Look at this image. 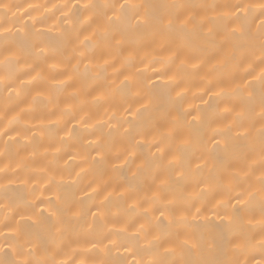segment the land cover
Returning a JSON list of instances; mask_svg holds the SVG:
<instances>
[{
	"label": "bare ground",
	"instance_id": "obj_1",
	"mask_svg": "<svg viewBox=\"0 0 264 264\" xmlns=\"http://www.w3.org/2000/svg\"><path fill=\"white\" fill-rule=\"evenodd\" d=\"M0 2L14 5L7 17L3 10H0V27L11 29V34L0 33V62L9 55L5 51L6 46H13L15 54L20 55V50L15 48L13 41L23 40L27 63L22 60L19 65L13 66V75L14 77L19 75L20 81L27 85L31 77L39 74L38 80L20 89L19 97L13 95L9 98L5 91L0 90V169H7L6 172L0 171V260L9 262L29 258L28 245L25 243L27 239L33 240L32 247L36 249L37 257H55L58 262L64 261L67 264H72L73 260L84 261L85 264H134V260L147 259L146 255L137 251L138 246L144 245L146 241L141 239L137 245L128 239L127 233L120 237L111 236V239L118 241L117 246H112L108 239H103L97 248L92 249L87 240L92 239V236L101 237L108 229L123 228L130 217L143 211L141 207L137 208L135 213L128 212V206L133 200L139 201L141 198L150 197L153 191L157 190L156 185L159 181L154 182L155 176L167 178L170 175L164 168L167 160L153 158L151 154L156 152L152 145L154 140L159 139L157 129H170L171 125L168 122L171 119L176 118L183 126L186 120L201 117L198 122L201 139L184 152L185 164L192 170L191 174L179 184L174 182L172 184L174 191L178 193L199 191V188H193L195 179L217 174L225 165L234 163L239 158L243 150L242 142H237L225 157L223 138L217 137L221 140V146L217 148L211 137L214 130L223 129L233 121L244 103L254 110L247 114V121L255 120L258 128L260 125L256 114L260 111V94L264 86L254 81L253 77L245 75L247 62L240 66L231 61L221 64L222 57L218 53L219 46L226 37L223 26L226 23L229 26L233 25L224 19L216 21L217 46H208L201 53L204 64L198 71H193L190 65L180 67L178 60L173 63L168 61L170 50L181 48L183 42L174 39L165 43L158 35L153 34L151 28L137 32L128 27L127 21L123 22L121 29L126 34L127 42L122 50L111 47L110 39L93 34L96 23L89 25L88 18L95 17L97 22L102 23L106 10L102 7L85 9L84 5L100 6L124 3L125 0H0ZM127 2L133 5L152 6L148 11L157 14L166 11L159 7L166 4L216 5L214 10L197 11L201 16L219 17L223 12L234 11L225 8V5L259 4L261 0H127ZM15 6H19V10ZM139 11L143 14L145 9L141 8ZM12 13L16 15L13 17ZM108 15H111V12H108ZM242 22L252 33H256L260 23L258 10L250 13ZM33 23L35 29L32 28ZM36 30H39L41 35H37ZM86 36L91 38V42L84 48L81 41H84ZM32 45H36V48H32ZM77 46L92 57L91 72L100 73L98 80H93L85 74L84 63L73 70L77 59L72 49ZM38 48H47L49 55L38 57L31 54ZM255 51L258 56V46ZM52 52L56 53L55 57L52 56ZM223 52L225 54L232 52L230 43L224 47ZM105 59L112 61V64L101 69L100 65L104 64ZM29 65L35 67L30 76L24 74ZM3 72L4 67L0 63V74ZM259 72L260 66L256 65L254 75H258ZM69 74L74 77L71 81L68 80ZM125 76L132 78L131 92L121 83ZM20 81L16 82L18 89ZM246 81L252 82L255 89L251 101L245 99L247 91L232 93V89L237 86L244 88ZM61 82H67V86ZM149 82L154 83L156 87L145 88L144 85ZM209 82L212 88L211 95L205 94ZM82 84H87L89 89L97 84H107L108 87L88 94L82 90ZM221 87L230 95L217 97L215 93L220 91ZM74 92L77 93L75 97ZM146 92L152 95V106L137 116L134 113L146 101L139 99L136 94L143 96ZM177 93H182V96L178 97ZM69 105L75 119L61 115L62 110ZM129 105L133 110L131 114L125 110ZM197 106L199 111L195 110ZM226 107L232 108L233 111L231 115L224 117L221 112ZM184 113L191 114L185 116ZM82 116L85 117L84 122H81ZM14 117L16 119H13ZM109 123L112 128H109ZM130 126L129 137H125L124 130ZM67 129H73L71 139L68 138ZM5 131L7 135L2 134ZM236 131L242 129H234L232 135H235ZM61 137H64L63 141ZM5 141L8 143L5 144ZM97 142L104 144L105 151L111 149L108 162L100 161L97 152L93 150ZM136 142L141 145L134 149L137 158L134 162L130 161L127 167H123V160H116L115 156ZM90 143L93 144L91 148L87 147ZM57 148L60 149L59 152L56 151ZM93 157H96L95 161ZM145 161L146 166L133 177L132 173L137 171V165ZM198 164L201 168L196 172ZM113 165L118 170H113ZM248 183L258 187L254 177L250 181L242 182L241 186L231 193L226 192L221 185H216L214 191L205 199L203 212L195 219L189 216L190 223L187 226L189 236L199 239L205 247L215 239L217 248L213 254L219 259L247 261V264H255V260L261 259V249L257 246L260 229L256 221L261 219L258 202L254 204L255 226L243 229L249 243L242 253H234L224 246V228L220 224V216L224 214V209L215 207L217 201L226 200L229 195L234 196L236 192L247 188ZM92 188H97L98 191L92 192ZM133 191L138 195L134 197ZM109 194L110 199L102 203ZM57 196L61 197L62 201L72 203L75 211L84 212L79 220L68 221V230L65 232L62 247L59 240L52 241L53 229L50 223L39 215L41 208L51 211L48 201L51 200L55 206L58 203ZM144 207L151 205L146 204ZM89 209L91 212H98L96 225L91 234L85 231L92 223ZM216 213H219V216ZM155 215L158 216L159 213ZM140 222L142 221H137ZM6 224L8 227H5ZM234 230L239 231V226H234ZM131 231L129 229V232ZM39 240L47 241L46 246H41ZM121 244L124 246H120ZM21 246L24 248V255H20Z\"/></svg>",
	"mask_w": 264,
	"mask_h": 264
},
{
	"label": "snow or ice",
	"instance_id": "obj_2",
	"mask_svg": "<svg viewBox=\"0 0 264 264\" xmlns=\"http://www.w3.org/2000/svg\"><path fill=\"white\" fill-rule=\"evenodd\" d=\"M14 5L9 3L0 2V10H3L5 16L12 12ZM17 10H19V6ZM31 7V5H29ZM102 7L106 11L103 13L102 23L96 21L95 17H89L88 23L92 25L96 23V27L93 29V34L102 38L110 39L111 47H115L118 50H122L124 44L127 42L125 32L121 29V24L125 21L128 22V27L137 32H143V30L151 28L154 35H158L162 41L169 43L174 39H180L183 42L181 48L170 50L171 54L168 57V61L173 63L179 61V66L184 68L191 66L193 71H198L204 64V60L201 53L208 47H216V36L218 30L216 27V21L218 19H224L231 22L233 26L224 24L223 28L226 33L224 42L219 46L220 52L218 55L222 57L221 64H227L230 61L235 62L237 66L248 63V67L244 69L245 75L253 77L254 81L259 82L264 86V0H261L259 4H234L225 5V8L234 9L232 12H223L219 17L217 16H201L198 9H212L214 10L216 5H196V4H166L159 7L166 9L165 12L157 14L148 11L152 6L145 5H133L125 0L124 3H112L104 5L85 4V9H95ZM144 8L143 14L139 9ZM135 10V11H133ZM258 10L260 23L257 26L258 31L252 33L246 25L242 22L246 19L250 13ZM111 12V15H108ZM26 14V13H25ZM16 14L12 13L14 17ZM143 15V18H142ZM134 21V23L132 22ZM238 25V26H236ZM32 28L35 29V23L32 24ZM0 33L5 35L11 34V29L0 27ZM37 35H41L39 30H36ZM119 37V39L117 38ZM69 42H71L69 40ZM91 42V38L86 36L84 41H81V45L87 48ZM231 44L232 52L225 54L223 49L226 45ZM15 48L20 50V55L15 54L13 46H6L5 51L9 53L5 57L3 64L4 72L0 74V90L5 91L8 97L13 95L19 97L21 95L20 89H23L33 82L39 79L37 76L31 77L27 85L24 81H20L19 75H13V66L19 65L22 60L27 63L26 60V47L23 40L13 41ZM258 46L259 55H256L255 49ZM32 48H36V45H32ZM74 57L77 59L76 65H73L75 70L79 64L84 63V72L89 75L91 79L98 80L100 73L91 72V60L92 57L87 55L85 51L80 50V46L72 49ZM34 54L38 57H47L49 50L47 48H38ZM55 57L56 53H51ZM71 59V58H67ZM87 61V63H85ZM196 61V63H193ZM112 61L105 59L104 64L100 65L103 69L106 66H111ZM260 66V72L258 75H254L255 66ZM56 65H53L55 67ZM215 67V65L213 66ZM35 71V67L29 65L25 71V75H31V72ZM119 72V70H117ZM73 75L69 74L68 80H73ZM131 77L125 76L122 85L129 88L131 92L130 81ZM17 81H20L19 89L17 88ZM64 86H67V82H61ZM219 87V85H217ZM82 90L91 94V91L97 89L107 88L108 85H95L89 89L87 84H82ZM145 88L152 89L156 85L154 83H146ZM249 89H251L249 91ZM247 91L246 100L251 101L255 95V89L252 87V82H245L244 88L237 86L232 89V93H240ZM212 88L211 82L206 89L205 94L211 95ZM77 93H73L75 97ZM139 99L146 101L139 109L134 113L139 115L141 112H146L152 106V95L145 93L143 96L136 94ZM217 97H223L230 95L223 87L220 91L216 92ZM178 97L182 96V93H177ZM107 97H105L106 99ZM51 99V98H49ZM98 102V98L96 99ZM207 103V102H205ZM260 111L256 115L259 118V127H256V121H247V114L254 111L249 107L247 103H244L241 107V111L237 112L233 121L227 124L223 129H216L211 137L213 143L217 148L221 146V140L217 137L223 138V150L225 157L230 153V149L235 146L237 142H242V153L234 163H228L225 165L221 172L210 175L208 177H199L195 179L193 188H199V191L193 190L192 192H176L172 189V184L175 182L179 184L184 181L186 177L191 174V169L186 167L184 160V152L187 148H190L194 143L198 142L200 137V129L198 122L201 120L200 116L193 117L192 120H186L182 126L178 123L176 118L171 119L168 123L171 125L170 129L162 130L157 129V135L159 139L153 141V147L156 148V152L152 153L153 158H159L160 160H167L164 166L165 171L170 173L167 178H161L155 176L154 182L159 181L156 185L155 191H153L150 197L141 198L139 201L133 200V203L128 206L129 213H135L137 208L143 207V211L134 217H130L127 220L125 226L119 230L108 229L101 237L97 238L92 236V239H88L87 242L91 244L92 249H95L103 242V239H108L112 246H117L118 241L111 239V236L120 237L124 234H128V239L134 241L139 245V241L144 239L146 243L139 245L137 251L146 255L147 259L134 260V264H247V261L241 262L235 259H219L213 253L217 248L216 240L213 239L206 247L201 243L199 239L191 237L188 234L187 226L190 223L189 216L193 219L198 217L203 212V204L209 193L214 191L216 185H221L223 189L228 192H234L236 188L240 187L242 182L250 181L251 178H255L256 187L252 183H248L247 188L242 191L236 192L234 196L229 195L226 200L217 201L215 207L223 208L224 214L220 216V224L223 225V243L226 248H230L234 253H242L248 243L249 238L246 232L243 230L245 227H254L255 219V202L259 204V213L261 219L256 221V225L260 229V239L257 241V246L261 249V259L255 260V264H264V87H262L259 101ZM130 114L132 113V107L129 105L127 109ZM196 111H199V106L196 107ZM232 108H224L221 115L227 117L232 114ZM191 113H184L185 116ZM61 115H67L70 119H75L72 115V107L69 105L66 109L62 110ZM13 119H16L15 117ZM81 122L85 121V117L82 116ZM111 117H109V121ZM11 123V121H10ZM131 124V122H129ZM109 128L112 125L109 123ZM234 129H242V131H236L235 135H232ZM131 132V126L124 130L123 135L129 137ZM3 135H7V132H3ZM68 138L71 139L73 129H67ZM19 135V133L17 134ZM33 139L35 137L33 136ZM63 141L64 137L60 138ZM134 139V137H132ZM8 141H5L7 144ZM175 145V147H173ZM140 143L136 142L132 144L124 152L117 153L116 160H123V167H127L130 161H135L137 153L135 148L140 147ZM87 147H93L90 143ZM97 152V156L100 161L108 162L109 151H105L103 143H95L93 148ZM60 151L59 148L56 149ZM96 157H93V161ZM147 161L143 164L137 165V171L132 173L133 177L145 167ZM201 165H197L195 171L199 172ZM113 170L116 166L113 165ZM0 171L6 172L7 169H0ZM257 172L259 175H257ZM226 181V182H225ZM91 187V186H90ZM107 187V185H105ZM131 189V185L128 186ZM97 188H92V192H97ZM110 195L105 196V201L110 199ZM135 197L138 194L132 192ZM57 204L53 206L51 200L48 201L51 211L41 208L39 215L44 217L51 225L53 232L51 234L52 241L59 240L60 246H63V239L65 232L68 230V221L71 219L79 220L83 217L84 212L82 210L75 211L72 203L62 201L61 197H56ZM233 201H236L233 203ZM151 205V207H144V205ZM197 204H200L198 207ZM193 209L195 211H193ZM92 223L87 226L85 231L91 234L96 225V217L98 212H91ZM45 212L47 216L45 217ZM159 213V215H155ZM249 213L250 215H246ZM219 216V213H216ZM140 220L142 222L137 223ZM239 226L240 230L235 231L234 226ZM5 227H8L6 224ZM129 229L132 231L129 232ZM231 234V235H229ZM150 237V238H149ZM93 240L96 242L94 243ZM195 241V242H193ZM41 246H46L47 241L39 240ZM25 243L28 245L27 256L22 261L12 260L5 262L0 260V264H67V262H58L55 257L52 258H39L36 255V249L32 247L33 240L27 239ZM120 246H124L121 244ZM107 247V245L105 246ZM75 251V250H73ZM20 255H24V248L21 246ZM72 264H85L84 261H72Z\"/></svg>",
	"mask_w": 264,
	"mask_h": 264
}]
</instances>
